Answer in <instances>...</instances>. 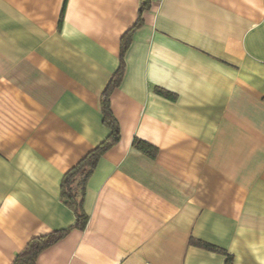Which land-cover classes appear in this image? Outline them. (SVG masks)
Masks as SVG:
<instances>
[{
	"label": "crops",
	"instance_id": "0c3cea01",
	"mask_svg": "<svg viewBox=\"0 0 264 264\" xmlns=\"http://www.w3.org/2000/svg\"><path fill=\"white\" fill-rule=\"evenodd\" d=\"M150 2L131 29L142 0H0V264L74 224L61 181L110 133L128 31L85 228L35 264H225L191 239L264 264V0Z\"/></svg>",
	"mask_w": 264,
	"mask_h": 264
},
{
	"label": "trees",
	"instance_id": "16d2710c",
	"mask_svg": "<svg viewBox=\"0 0 264 264\" xmlns=\"http://www.w3.org/2000/svg\"><path fill=\"white\" fill-rule=\"evenodd\" d=\"M151 5L150 0H142L139 9L138 19L135 25L131 28L140 25L142 23L141 15L144 11L149 10ZM131 31V30H130ZM130 44L129 31L124 34L121 42L120 49V65L116 73L112 76L105 90L102 93L101 98V112L104 124L109 128L110 133L107 138L97 145L93 150L88 152L84 158H82L74 167L68 170L61 181L60 195L62 202L72 210L75 215L74 224L66 229L60 231H54L46 235H41L32 238L24 249L18 253L12 262V264H35L39 254L49 246L53 245L60 239H62L68 231L72 229H84L88 220V215L83 209V200L85 195V186L89 177L93 173L99 158L104 154L106 150L115 145L120 138L119 124L114 117L111 108L109 96L111 91L117 87L122 78L124 69V53ZM133 146L140 149L142 152L148 155H153L156 148L149 143L133 139ZM190 242L197 246L203 247L207 250L222 253L226 256L225 264H232V256L226 254L223 250L213 246L211 244L191 239Z\"/></svg>",
	"mask_w": 264,
	"mask_h": 264
}]
</instances>
